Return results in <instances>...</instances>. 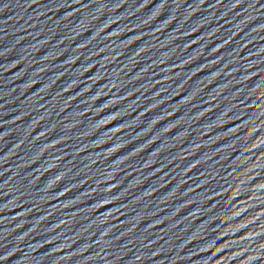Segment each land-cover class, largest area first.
<instances>
[{
  "label": "water",
  "instance_id": "obj_1",
  "mask_svg": "<svg viewBox=\"0 0 264 264\" xmlns=\"http://www.w3.org/2000/svg\"><path fill=\"white\" fill-rule=\"evenodd\" d=\"M215 264H264V122Z\"/></svg>",
  "mask_w": 264,
  "mask_h": 264
}]
</instances>
